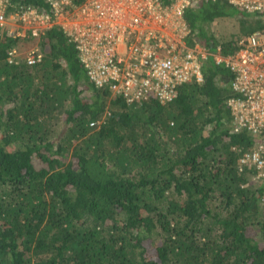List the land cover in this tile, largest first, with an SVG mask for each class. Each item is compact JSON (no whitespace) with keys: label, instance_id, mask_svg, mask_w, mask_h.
I'll return each instance as SVG.
<instances>
[{"label":"trees","instance_id":"trees-1","mask_svg":"<svg viewBox=\"0 0 264 264\" xmlns=\"http://www.w3.org/2000/svg\"><path fill=\"white\" fill-rule=\"evenodd\" d=\"M27 6L51 9L7 12ZM227 12L253 17L241 36L261 27L208 0L186 10L189 44L235 52L241 36L210 30ZM35 38L37 62L9 60ZM18 41L0 28V264H264V179L239 163L256 139L235 127L228 67L210 58L173 100L128 103L64 29Z\"/></svg>","mask_w":264,"mask_h":264},{"label":"built area","instance_id":"built-area-1","mask_svg":"<svg viewBox=\"0 0 264 264\" xmlns=\"http://www.w3.org/2000/svg\"><path fill=\"white\" fill-rule=\"evenodd\" d=\"M47 1L50 10L27 6L10 16L9 0H0L1 30L6 28L12 39L25 40L53 27L64 29L95 85L108 87L128 103L149 97L164 103L173 100L183 84L203 82V64L210 58L228 67L233 76L227 106L235 127L256 139L239 163L264 179V0H226L253 13L261 23L239 38L235 52L227 54L221 47L213 50L199 41L188 42L192 31L186 10L208 0ZM9 19L18 23L16 28L9 26ZM18 53L14 48L9 60L18 58ZM41 57V50L34 48L25 62L34 64Z\"/></svg>","mask_w":264,"mask_h":264},{"label":"rangeland","instance_id":"rangeland-1","mask_svg":"<svg viewBox=\"0 0 264 264\" xmlns=\"http://www.w3.org/2000/svg\"><path fill=\"white\" fill-rule=\"evenodd\" d=\"M14 11H9L8 14L11 16V14L14 13ZM73 12L74 11H71V14ZM241 17L242 16L240 13H237L236 16H233L231 12H227L223 18H220L219 20H217L212 24L210 30L213 31L215 36L220 38L222 41L236 40L237 37L239 38L241 35H243L242 31L244 27L249 28V25L254 24L253 17L251 15L246 16L244 19H242ZM9 20H10L9 23L11 24L9 26L12 28H16L18 23L15 20H11V19ZM6 30H7L6 28L2 29L1 33L7 36ZM22 41L23 40H19L18 42H22ZM34 48L40 49L39 38L31 39L28 43H22L18 45L17 48V50L19 51L18 57L20 59H25L29 50Z\"/></svg>","mask_w":264,"mask_h":264}]
</instances>
